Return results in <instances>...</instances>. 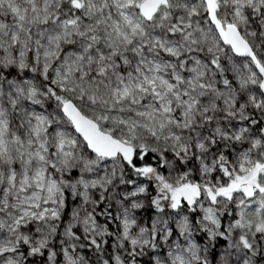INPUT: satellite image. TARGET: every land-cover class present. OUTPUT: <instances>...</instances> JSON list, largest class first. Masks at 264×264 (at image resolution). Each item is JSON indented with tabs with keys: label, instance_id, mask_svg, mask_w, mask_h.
<instances>
[{
	"label": "snow or ice",
	"instance_id": "obj_1",
	"mask_svg": "<svg viewBox=\"0 0 264 264\" xmlns=\"http://www.w3.org/2000/svg\"><path fill=\"white\" fill-rule=\"evenodd\" d=\"M0 264H264V0H0Z\"/></svg>",
	"mask_w": 264,
	"mask_h": 264
}]
</instances>
